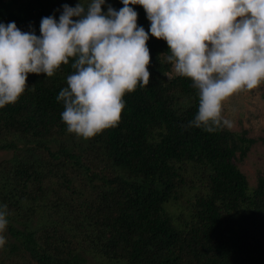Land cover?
<instances>
[{
    "label": "trees",
    "instance_id": "obj_1",
    "mask_svg": "<svg viewBox=\"0 0 264 264\" xmlns=\"http://www.w3.org/2000/svg\"><path fill=\"white\" fill-rule=\"evenodd\" d=\"M65 4L77 5L0 0V23L39 36L42 18L59 21ZM130 6L149 33L151 75L148 86L125 95L118 126L76 142L67 131L56 97L72 60L52 77L30 73L18 102L0 108V151L12 153L0 162V207L7 205L14 238L0 264H91L90 255L103 264H264V176L250 195L235 162L252 140L189 126L197 90L189 78L167 76V42L151 35L143 6ZM181 164L204 171V181L186 178ZM188 185L201 189L184 199L187 215L176 219L165 205L181 206ZM44 202L43 224L34 213ZM35 219L42 225L32 229Z\"/></svg>",
    "mask_w": 264,
    "mask_h": 264
},
{
    "label": "clouds",
    "instance_id": "obj_2",
    "mask_svg": "<svg viewBox=\"0 0 264 264\" xmlns=\"http://www.w3.org/2000/svg\"><path fill=\"white\" fill-rule=\"evenodd\" d=\"M106 0L63 5L59 21L41 20V35L0 23V108L15 104L28 76L52 77L70 60L67 86L56 97L69 133L91 139L119 125L124 97L150 83L149 33L138 26L143 6L152 36L169 46L177 76L189 78L199 97L189 126L216 132L234 124L224 105L241 92L264 85V0ZM77 17L78 19H73ZM7 205L0 207V249L7 243Z\"/></svg>",
    "mask_w": 264,
    "mask_h": 264
},
{
    "label": "rangeland",
    "instance_id": "obj_3",
    "mask_svg": "<svg viewBox=\"0 0 264 264\" xmlns=\"http://www.w3.org/2000/svg\"><path fill=\"white\" fill-rule=\"evenodd\" d=\"M81 2L87 5L89 0H76L77 4ZM121 2L122 0H106L105 4L102 5V10L107 13L109 5L116 9ZM75 18L78 19L77 17ZM163 58L166 59L167 56L163 55ZM166 74L168 77L176 75L173 71V66L171 67V70ZM223 115L227 119L231 120L234 124V127L230 131L244 134L249 140H252L245 156L240 157L239 151L237 152L235 162L237 164V167L247 178L250 187L249 194L253 195L259 185L260 178L264 176V85H261L257 89L250 92H241L237 95H234L224 105ZM77 139L81 140L82 138H75V142ZM11 156V152L1 150L0 162L3 160L7 161ZM184 166H186L185 171L182 170ZM184 166L183 164H181L180 168H178L189 180H195L198 183V180L202 181L205 178L204 171L201 173L198 170L197 166L193 167V165L191 164ZM33 189L34 188H32L31 186V188L26 189V191H32ZM199 189H201L200 186L198 190L190 188V185L185 187L183 189L184 192L182 193V205L180 206L173 203H167L165 205L167 213L176 219H178L180 215H187V203L184 199L195 196ZM42 204L43 203L38 204L34 215H39L41 217L42 223H47V212L49 209V204L48 202H44L46 209L44 206H41ZM42 223L35 219L32 224V229L39 225H42ZM4 235L6 237L7 243L2 249H0V259H2V257L4 258V255L6 254L5 252L7 251L8 247H10L12 241H14L13 236L8 230H6ZM24 252L27 255V258L33 260L31 258L30 252L26 250ZM7 261L8 263H13V261L9 262V259ZM89 263L103 264V262L100 259L96 258L94 255L89 256ZM16 264H28V262L25 261L24 263H20V261H17ZM33 264H36V262L33 261Z\"/></svg>",
    "mask_w": 264,
    "mask_h": 264
}]
</instances>
